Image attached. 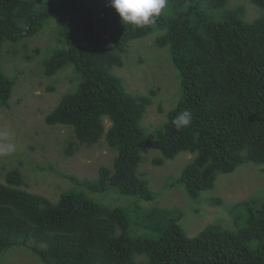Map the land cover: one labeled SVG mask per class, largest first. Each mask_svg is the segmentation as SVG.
<instances>
[{
	"label": "trees",
	"instance_id": "1",
	"mask_svg": "<svg viewBox=\"0 0 264 264\" xmlns=\"http://www.w3.org/2000/svg\"><path fill=\"white\" fill-rule=\"evenodd\" d=\"M230 1L167 0L174 16L161 13L155 23L135 27L122 23L110 0H0V107H12L16 85L3 70L4 44L49 30L54 45L43 71L55 80L48 91L58 90L56 78L66 70L72 86L46 123L73 130L68 156L74 147L91 148L103 139L116 152L113 167H101L97 181L72 178L76 190L63 193L57 204L24 190L20 169L9 171L0 183V261L15 248H28L42 264H136L142 257L143 264H264L260 193L228 207L235 231L214 223L189 237L181 225L185 213L157 209L146 213L148 225L138 228L145 234L135 237L126 207L107 206L86 191L154 201L139 172L149 150L162 155L156 166L181 153L195 155L171 183L184 186L193 201L214 190L221 175L247 164L264 166V0H250L263 10L252 22L241 10L248 6L233 10ZM216 11L218 21L208 14ZM154 28L164 30L156 44L169 49L180 86L167 122L150 135L143 120L157 92L130 94L113 69L123 67L130 43ZM184 110L192 121L177 131L172 121ZM213 202L223 204L220 198Z\"/></svg>",
	"mask_w": 264,
	"mask_h": 264
},
{
	"label": "rangeland",
	"instance_id": "2",
	"mask_svg": "<svg viewBox=\"0 0 264 264\" xmlns=\"http://www.w3.org/2000/svg\"><path fill=\"white\" fill-rule=\"evenodd\" d=\"M240 6H248L247 11L244 8L241 10L244 19L249 22L263 15V10L251 4L250 0H231L227 8L235 10L238 9L235 7ZM162 14L174 16L171 9L168 12L166 8ZM208 14L216 21L221 19V11ZM162 34L164 30L154 28L149 36L131 42L123 67L113 69V74L123 80L130 94L152 97L151 90L157 92L143 120V126L150 135H154L167 122L168 112L177 105L179 99V74L172 63L170 51L156 44ZM50 35V31L45 30L19 44H4L3 70L16 85L11 99L12 107H0V133L8 134L7 138L0 136V144L12 143L15 151L0 155V183H6L7 173L18 168L23 174L24 190L57 204L63 193L76 190L72 178L97 181L101 167H113L116 152L103 139L91 148L74 147L73 154L68 156L65 152L76 141L73 130L46 123L47 114L59 105L62 95L72 86L69 82L72 71L66 70L56 78L58 90L54 94L48 91L55 80L46 78L43 71V58L54 45ZM106 127H110L108 120ZM143 156L139 172L156 194L154 201L125 197L115 191L94 194L86 190L91 197L107 206L126 207L131 214V231L135 237L145 234L138 228L141 223L148 225L145 222L146 213L157 209H174L185 213L181 225L189 237L198 235L214 223L235 231L237 228L228 207L259 193L264 195V166L247 164L231 175H221L214 190L204 192L199 201H193L184 186H173L171 183L181 176L183 168L195 158L194 154L181 153L163 166L154 164V160L162 158L159 151L149 150ZM213 198H220L223 204H214ZM137 222L138 226L135 225ZM148 222L154 224L150 218ZM148 235L150 238L157 237L150 232ZM144 262L145 258L142 257L137 259L136 264ZM0 264L42 263L28 248H15L2 257Z\"/></svg>",
	"mask_w": 264,
	"mask_h": 264
},
{
	"label": "clouds",
	"instance_id": "3",
	"mask_svg": "<svg viewBox=\"0 0 264 264\" xmlns=\"http://www.w3.org/2000/svg\"><path fill=\"white\" fill-rule=\"evenodd\" d=\"M167 0H110V5L118 13L124 25L144 27L155 23V18L159 17L166 7ZM192 121V114L189 110H184L172 121L177 131L188 127ZM5 138L8 134L0 133ZM15 151L12 143L0 144V155Z\"/></svg>",
	"mask_w": 264,
	"mask_h": 264
}]
</instances>
